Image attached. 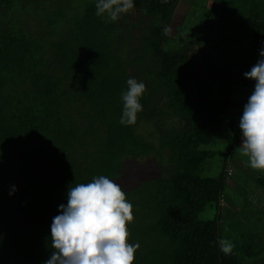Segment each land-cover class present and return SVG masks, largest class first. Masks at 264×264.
<instances>
[{
    "label": "trees",
    "instance_id": "1",
    "mask_svg": "<svg viewBox=\"0 0 264 264\" xmlns=\"http://www.w3.org/2000/svg\"><path fill=\"white\" fill-rule=\"evenodd\" d=\"M231 1L204 0L215 41H228L207 59L198 31L192 43L172 34L180 0H134L144 17L115 22L96 15L97 0H0V264H44L69 187L100 175L134 206V264H245L241 248L219 245L232 153L218 176L202 175L220 133L229 148L242 142L244 105L231 95L248 101L255 81L244 73L264 48V0ZM129 78L147 90L126 126ZM255 183L264 190V178ZM211 207L216 217L199 219Z\"/></svg>",
    "mask_w": 264,
    "mask_h": 264
},
{
    "label": "clouds",
    "instance_id": "2",
    "mask_svg": "<svg viewBox=\"0 0 264 264\" xmlns=\"http://www.w3.org/2000/svg\"><path fill=\"white\" fill-rule=\"evenodd\" d=\"M97 16L115 22L122 14L134 10V0H97ZM170 29L165 27L164 32ZM260 59L244 73L255 81L254 91L244 105L239 121L242 133L241 155L248 165L264 171V48ZM122 93V125H134L143 111L140 100L146 85L135 78L127 80ZM11 194V193H10ZM67 205L59 206L60 214L51 224L52 253L44 264H134L139 243H130L128 225L135 220L134 206L122 187L107 176L94 177L89 183L69 187ZM222 253L231 254L234 243L221 238Z\"/></svg>",
    "mask_w": 264,
    "mask_h": 264
},
{
    "label": "rangeland",
    "instance_id": "3",
    "mask_svg": "<svg viewBox=\"0 0 264 264\" xmlns=\"http://www.w3.org/2000/svg\"><path fill=\"white\" fill-rule=\"evenodd\" d=\"M86 1L90 0H71L72 8ZM228 2L232 1L224 0L223 5ZM259 3V0H254L255 7ZM192 4L190 5L188 0H180L172 19V24L175 28V30L173 28L172 34L179 35L181 31H184L187 34L186 42L192 43V40L199 41L198 37H193V31H198L199 35H201L200 47L201 50H204L202 55L206 53L208 55L207 59H210L209 56H212V51L216 47L220 51H223L225 49L223 44H226L228 41L227 39H223L222 42L224 43L220 45L215 41L219 39L214 18L216 13L211 14L210 12H206L203 7L204 0H194ZM229 6L231 4H228V8ZM192 12H195V14H192ZM186 13L187 15L185 16ZM204 15L207 19L202 22ZM127 16L128 21H135L144 17L138 11H131ZM143 24L144 22L140 23V26H143ZM207 32L210 34H207ZM178 35L175 36L176 39ZM193 47L196 49L198 45L195 44ZM227 48L230 50L235 49L230 44H228ZM189 53H192V51H189ZM213 54L215 58V53ZM237 90H234L231 99L245 105L248 102L246 101V93L244 91L243 93H238ZM236 98L238 99L236 100ZM145 126L141 125L140 131L147 134L149 129ZM230 141L229 134L220 133L214 145L205 147L206 149L213 150L214 153L207 160L202 175L205 177L218 176L226 156L232 153L231 162L236 172L234 176L229 178L223 193V205L225 207H223L221 235L223 236L222 238L233 242L234 248L242 249L239 252V258L242 262L245 264H264V190L259 188L255 183L257 177L264 178V171L252 169L248 165V158L241 155L240 145H233L230 149ZM253 190L260 192V194H254ZM215 217L216 210L214 207H211L205 213H202L199 219L210 220Z\"/></svg>",
    "mask_w": 264,
    "mask_h": 264
},
{
    "label": "crops",
    "instance_id": "4",
    "mask_svg": "<svg viewBox=\"0 0 264 264\" xmlns=\"http://www.w3.org/2000/svg\"><path fill=\"white\" fill-rule=\"evenodd\" d=\"M242 55H244L247 59L248 58H250L251 56H253V52H252V54H249V56L247 55V53L245 54V53H242ZM261 57H260V55H259V59H260ZM246 92V91H245ZM230 113V112H229ZM228 114V113H227ZM233 114V113H232ZM234 116H237V113L235 112L234 114H233ZM225 118H227V117H225ZM242 143V142H241ZM241 145V144H240ZM237 162V161H236ZM233 170L236 172V169L233 167ZM254 191V190H253ZM254 194H260V192H257V191H254Z\"/></svg>",
    "mask_w": 264,
    "mask_h": 264
},
{
    "label": "built area",
    "instance_id": "5",
    "mask_svg": "<svg viewBox=\"0 0 264 264\" xmlns=\"http://www.w3.org/2000/svg\"><path fill=\"white\" fill-rule=\"evenodd\" d=\"M227 175H228V176L232 175V170H231V169L228 170Z\"/></svg>",
    "mask_w": 264,
    "mask_h": 264
}]
</instances>
